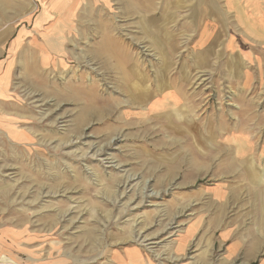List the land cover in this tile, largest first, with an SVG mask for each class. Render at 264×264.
<instances>
[{
	"label": "rangeland",
	"instance_id": "obj_1",
	"mask_svg": "<svg viewBox=\"0 0 264 264\" xmlns=\"http://www.w3.org/2000/svg\"><path fill=\"white\" fill-rule=\"evenodd\" d=\"M233 1L79 0L60 28L34 0L16 18L23 40L0 59L16 121L0 118V264H229L214 149L234 141L193 137L264 147V0ZM172 87L185 103L154 110Z\"/></svg>",
	"mask_w": 264,
	"mask_h": 264
},
{
	"label": "crops",
	"instance_id": "obj_2",
	"mask_svg": "<svg viewBox=\"0 0 264 264\" xmlns=\"http://www.w3.org/2000/svg\"><path fill=\"white\" fill-rule=\"evenodd\" d=\"M47 1L48 3L45 5L46 13L50 16L53 13H57V24H59L58 26L60 28H63L64 25L72 22L71 19H73V14L79 4V0ZM212 1L218 8L220 5L218 3L219 0ZM34 6V0H0V12L11 13L9 16L6 14L0 18V59L3 57V54L5 53L4 50L9 44L10 51L8 50V52H6L9 54L6 56L9 67L12 66V59L15 58H13L12 55L16 54L14 51L16 46L21 40H23L22 31H18V34H14V24L17 22L16 18L21 15H28L34 10ZM46 13L44 14L48 17ZM53 20H50V22ZM201 24H205L202 28L206 27L207 29H211L212 26L215 27L216 25L218 29H223L224 27V23ZM219 32L220 30L213 34H210L211 32L202 33V41H200L199 49L202 50L206 48L214 36L218 39L216 44L214 43L216 47L219 42ZM250 32L252 35L249 38L254 39V37H257L258 39L261 36L252 29ZM244 36L248 38L249 34L245 33ZM257 39L254 41H257ZM239 42L240 45L236 46V50H241L243 47L244 43L242 38ZM215 53L216 51L214 48L213 54ZM200 72H203L201 74H204L206 71H197V73ZM6 74H8V72H4V65L2 66V63H0V107H2L1 104L4 101L2 99V93H6L4 87L7 86L9 80ZM165 92L167 94L164 93L161 98H157L154 101L152 100L153 102L151 106L154 110L169 108L170 106L179 107L185 103L182 96L178 94L182 92L180 88L176 89V87H172ZM169 93L172 96L173 94H178L176 97V104L168 101L170 97ZM0 114V118L5 117L7 119L8 116H11L8 114L2 116L1 112ZM241 118L242 117L235 122L238 127H242L243 125ZM7 121H10L13 125L16 124V121L13 119H7ZM14 130L15 128L12 130L6 128V131L3 132V134H7V137L13 140L15 139L12 135V131ZM193 138H203L210 141H217L220 139L234 141L229 143L215 142L217 147L214 151L225 156V159L220 161L219 168L222 170L221 175H223V172H226L227 174L225 178L228 179L226 180L227 183H224L219 187V189H225V191H219V197H224L221 200H228L225 205L223 202H220V209L221 212L232 213L231 210L235 208V214L233 217H230L229 221H226L227 219H225L223 223V215L220 214L218 219V236L220 242L225 244V260H228L229 264H264V147H253L248 143L253 141L254 137L252 133L229 132L222 134L218 130H214L210 134H207V132L195 133ZM239 208L241 209V214L238 212Z\"/></svg>",
	"mask_w": 264,
	"mask_h": 264
},
{
	"label": "bare ground",
	"instance_id": "obj_3",
	"mask_svg": "<svg viewBox=\"0 0 264 264\" xmlns=\"http://www.w3.org/2000/svg\"><path fill=\"white\" fill-rule=\"evenodd\" d=\"M46 40L48 41V42L46 43L48 49H53V48L57 45V43H55L54 46L52 47V46L50 45V43H49L50 41H49L48 39H46ZM55 49L57 50L58 47H56ZM127 64H128V63H127Z\"/></svg>",
	"mask_w": 264,
	"mask_h": 264
}]
</instances>
